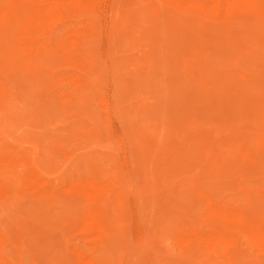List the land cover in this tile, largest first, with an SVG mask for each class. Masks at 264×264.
Instances as JSON below:
<instances>
[{
    "label": "rangeland",
    "instance_id": "1",
    "mask_svg": "<svg viewBox=\"0 0 264 264\" xmlns=\"http://www.w3.org/2000/svg\"><path fill=\"white\" fill-rule=\"evenodd\" d=\"M41 1L0 0V264H264V0Z\"/></svg>",
    "mask_w": 264,
    "mask_h": 264
},
{
    "label": "bare ground",
    "instance_id": "2",
    "mask_svg": "<svg viewBox=\"0 0 264 264\" xmlns=\"http://www.w3.org/2000/svg\"><path fill=\"white\" fill-rule=\"evenodd\" d=\"M68 1H69V0H68ZM143 1H144V0H143ZM215 1H216V0H215ZM232 1H234V0H232ZM240 1L242 2V0H240ZM250 1H252V2L254 3L256 0H250ZM44 2H45V0H44ZM44 2H43V3H44ZM46 2H49V0H48V1L46 0ZM46 2H45V3H46ZM50 2H51V1H50ZM99 2H100V1H99ZM152 2H153V1H152ZM179 2H180V0H179ZM195 2H196V1H195ZM195 2H194V3H195ZM245 2H246V0H245ZM248 2H249V1H248ZM248 2H247V4H248ZM262 2H263V1H262ZM39 3H42V1L40 2V0H39ZM39 3H37V4H39ZM190 3H191V2H190ZM198 3L200 4V2H198ZM213 3H214V2H213ZM228 3H229V2H228ZM228 3H225V4H228ZM233 3H234V2H233ZM253 3H251V5H252ZM260 3H261V2H260ZM73 4H74V3H73ZM82 4H83V2H82ZM117 4H118V3H117ZM210 4H211V3H210ZM223 4H224V3H223ZM234 4H235V3H234ZM238 4H239V3H238ZM243 4H244V3H243ZM53 5H54V4H53ZM84 5H85V4H84ZM192 5H193V4H192ZM196 5H197V4H196ZM200 5H202V4H200ZM214 5H215V4H214ZM229 5H230V4H229ZM236 5H237V4H236ZM251 5H250V4L248 5L249 8H250ZM255 5H257V4L255 3ZM74 6H75V5H74ZM87 6H88V5H87ZM197 6H198V5H197ZM203 6L205 7V4H203ZM215 6H216V5H215ZM231 6H233V4H232ZM231 6H229V7H231ZM239 6H240V5H239ZM239 6H237V7L239 8ZM245 6H246V5H245ZM252 6H253V5H252ZM37 7H38V6H37ZM39 7H40V6H39ZM48 7H49V6H48ZM118 7H119V6H118ZM152 7H153V6H152ZM200 7H201V6H200ZM200 7H199V10H200ZM206 7H207V6H206ZM216 7H217V6H216ZM223 7H224V6H223ZM234 7H235V6H234ZM254 7H255V6H254ZM256 7H257V6H256ZM54 8H55V7H54ZM196 8H197V7H196ZM209 8H210V6H209ZM209 8H208V10H209ZM226 8H227V7H226ZM244 8H245V7H244ZM252 8H253V7H252ZM252 8H251V10H252ZM258 8L260 9V7H258ZM51 9H52V8H51ZM56 9H57V8H56ZM201 9H203V8H201ZM215 9H216V8H215ZM231 9H232V8H231ZM253 9H254V8H253ZM262 9H263V8H262ZM205 10H206V9H205ZM212 10H213V9H212ZM218 10H219V9H218ZM229 10H230V9H229ZM232 10H233V9H232ZM239 10H240V9H239ZM241 10H242V9H241ZM246 10H247V9H246ZM255 10H257V9L255 8ZM13 11H14V10H13ZM45 11H46V10H45ZM47 11H48V10H47ZM156 11H157V9H156ZM202 11H203V10H202ZM223 11H225V10H223ZM230 11H231V10H230ZM237 11H238V10H237ZM260 11H263V10H260ZM74 12H75V11H74ZM209 12H210V11H209ZM209 12H206V11H205L206 14H208ZM225 12H226V11H225ZM225 12H223V13H225ZM227 12H228V11H227ZM247 12H248V10H247ZM50 13H51V12H50ZM115 13H116V11H115ZM162 13H163V12H162ZM215 13H216V12H215ZM232 13H233V12H232ZM254 13H255V12H254ZM260 13H261V12H260ZM2 14H3V13H2ZM45 14H47V13H45ZM203 14H204V13H203ZM206 14H204V15L207 16ZM217 14H218V13H217ZM220 14H221V13H220ZM220 14H219V15H220ZM243 14H244V13H243ZM0 15H1V14H0ZM48 15H49V13H48ZM48 15H47V16H48ZM72 15H73V14H72ZM163 15H164V14H163ZM226 15H227V14H225V18H226ZM228 15H229V14H228ZM34 16H35V15H34ZM36 16H37V15H36ZM43 16H44V15H43ZM45 16H46V15H45ZM49 16H50V15H49ZM53 16H54V15H53ZM67 16H68V15H67ZM222 16H223V15H222ZM3 17H4V16H3ZM41 17H42V16H41ZM50 17H51V16H50ZM213 17H214V16H213ZM243 17H244V16H243ZM257 17H258V16H257ZM53 18H54V17H53ZM116 18H117V17H116ZM195 18H196V17H195ZM227 18H228V16H227ZM45 19H46V18H45ZM50 19H52V18H50ZM50 19H47V21L50 20ZM57 19H58V18H57ZM233 19H234V18H233ZM71 20H72V19H71ZM193 20H194V19H193ZM219 20H220V19H219ZM219 20H217V21L219 22ZM234 20H236V19H234ZM252 20H253V19H252ZM52 21H53V20H52ZM223 21H224V20H223ZM250 21H251V20H250ZM250 21H249V22H250ZM49 22H50V21H49ZM189 22H190V21H189ZM36 23H37V22H36ZM77 23H78V22H77ZM229 23H230V22H229ZM37 25H38V24H37ZM72 25H73V24H72ZM179 25H180V24H179ZM213 25H214V24H213ZM47 26H48V24H47ZM49 26H50V25H49ZM75 26H76V25H75ZM92 26H93V25H92ZM151 26H153V25H151ZM181 26H182V25H181ZM214 26H215V25H214ZM226 26H227V25H226ZM239 26H240V25H239ZM250 26H251V25H250ZM216 27H217V26H216ZM78 28H79V27H78ZM48 29H49V28H48ZM148 29H149V28H148ZM112 30H114V29L112 28ZM164 30H165V29H164ZM195 31H196V30H195ZM169 32H170V31H169ZM210 32H211V31H210ZM110 33H111V32H110ZM112 33H114V31H113ZM82 34H83V33H82ZM158 34H159V33H158ZM158 34H157V35H158ZM191 34H192V33H191ZM78 35H80V34H78ZM137 35H138V34H137ZM163 35H165V34H163ZM169 35H170V34H169ZM194 35H195V34H194ZM153 36H154V35H153ZM158 36H159V35H158ZM158 36H157V37H158ZM261 36H262V35H261ZM80 37H81V35H80ZM146 37H148V36L146 35ZM121 38H122V37H121ZM162 38H164V37H162ZM147 39H148V38H147ZM9 43H10V42H9ZM185 45H186V44H185ZM143 47H144V46H143ZM144 49H145V48H144ZM13 51H14V50H13ZM210 52H211V51H210ZM86 53H87V52H86ZM86 53H85V54H86ZM173 54H174V53H173ZM170 55H171V54H170ZM174 55H175V54H174ZM180 55H181V54H180ZM43 56H44V55H43ZM171 56H172V55H171ZM176 57H177V56H176ZM179 57H180V56H179ZM10 58H11V57H10ZM208 58H209V57H208ZM144 59H145V58H144ZM144 59H143V60H144ZM148 60H149V59H148ZM80 61H81V60H80ZM21 62H22V61H21ZM132 62H133V61H132ZM135 62H136V61H135ZM78 63H79V62H78ZM133 64H134V63H133ZM137 66H138V64H137ZM166 67H167V66H166ZM176 68H177V67H176ZM176 68H175V69H176ZM30 69H31V68H30ZM254 70H255V69H254ZM51 71H52V70H51ZM178 71H179V70H178ZM178 71H177V72H178ZM143 72H144V71H143ZM254 72H255V71H254ZM171 73H172V72H171ZM235 73H237V71H236ZM173 74H174V73H173ZM180 77H181V76H180ZM60 81H61V80H60ZM152 82H153V81H152ZM238 85H239V84H238ZM58 87H59V86H58ZM170 87H171V86H170ZM48 88H49V87H48ZM260 90H261V89H260ZM164 94H165V93H164ZM46 97H47V96H46ZM190 97H191V96H190ZM4 98H5V97H4ZM70 98H71V97H70ZM228 102H229V101H228ZM14 103H15V102H14ZM14 103H13V104H14ZM102 103H103V102H102ZM13 104H12V105H13ZM8 105H9V104H8ZM209 112H210V111H209ZM130 114H131V113H130ZM161 116H162V115H161ZM96 122H97V121H96ZM170 125H172V124H170ZM188 126H189V125H188ZM152 130H153V129H152ZM81 135H82V134H81ZM86 135H87V134H86ZM162 135H163V134H162ZM100 138H101V137H99V139H100ZM138 140H139V139H138ZM166 140H167V139H166ZM83 141H84V140H83ZM84 143H85V142H84ZM100 143H101V142H100ZM94 144H96V143H94ZM94 144H93V145H94ZM190 145H191V144H190ZM217 149H218V148H217ZM133 150H134V149H133ZM158 152H159V151H158ZM145 153H146V152H145ZM155 154H156V153H155ZM141 155H142V153H141ZM203 155H204V154H203ZM144 157H145V156H144ZM200 157H201V156H200ZM99 158H100V157H99ZM153 158H154V157H153ZM159 158H160V157H159ZM202 158H203V157H202ZM213 160H214V159H213ZM214 162H215V161H214ZM28 165H29V164H28ZM198 167H199V166H198ZM235 169H236V168H235ZM235 169H234V170H235ZM259 169H260V168H259ZM186 172H187V171H186ZM138 173H139V172H138ZM171 174H172V173H171ZM186 174H187V173H186ZM244 174H245V173H244ZM219 177H220V176H219ZM29 178H30V177H29ZM31 179H32V178H31ZM28 180H29V179H28ZM43 180H44V179H43ZM43 180H42V181H43ZM34 181H35V180H34ZM42 181H41V182H42ZM25 183H26V182H25ZM26 184H27V183H26ZM38 185H40V183H38ZM66 186H67V185H66ZM89 186H91V185H89ZM236 186H237V185H236ZM91 187H92V186H91ZM210 187H211V186H210ZM32 188H33V187H32ZM69 188H70V187H69ZM233 188H234V187H233ZM235 188H236V187H235ZM49 189H50V187H49ZM72 189H73V188H72ZM34 190H35V189H34ZM52 190H53V189H52ZM263 190H264V189H263ZM21 191H22V190H21ZM69 191H71V189H70ZM69 191H68V192H69ZM64 192H66V191H64ZM83 194H84V193H83ZM85 194H86V193H85ZM90 194H91V193H90ZM4 195H5V194H4ZM93 196H94V195H93ZM108 196H109V195H108ZM234 196H235V195H234ZM68 197H70V196H68ZM87 197H88V196H87ZM236 197H237V196H236ZM234 198H235V197H234ZM237 198H238V197H237ZM237 198H236V199H237ZM246 198H247V197H246ZM86 199H87V198H86ZM101 199H102V198H101ZM110 199H111V198H110ZM242 199H243V198H241V200H242ZM41 200H42V199H41ZM216 200H218V199H216ZM237 200H238V199H237ZM1 201H2V200H1ZM39 201H40V200H39ZM211 201H212V200H211ZM239 201H240V200H239ZM89 202H90V201H89ZM209 203H210V202H209ZM0 204H1V203H0ZM239 204H240V203H239ZM207 205H208V204H207ZM105 206H106V205H105ZM238 206H240V205H238ZM84 207H85V206H84ZM99 207H100V206H99ZM206 207H207V206H206ZM208 209H209V208H208ZM225 210H226V209H225ZM113 213H114V212H113ZM213 216H214V215H213ZM222 216H223V215H222ZM225 216H226V215H225ZM35 217H36V216H35ZM83 217H84V216H83ZM231 217H232V216H231ZM236 217H237V216H236ZM87 218H88V216H87ZM93 219H94V216H93ZM248 220H249V219H248ZM89 222H90V221H89ZM91 222H92V221H91ZM95 222H97V225L100 226V222H101V218H100V216L97 215V217H96V219H95ZM87 223H88V222H87ZM88 224H89V223H88ZM165 224H167V223H165ZM229 225H231V226H228V227L226 228V230H228V229H229V230H232V229L238 228V225H236V226L233 225V224H229ZM68 226H69V225H68ZM220 226H221V225H220ZM66 227H67V226H66ZM97 227H98V226H97ZM97 227H96V228H97ZM122 227H123V226H122ZM240 227H242V226H240ZM244 227H248V229H251V228H252V230H253V228H256V227H253V226H245V225H244ZM244 227H243V228H244ZM170 229H171V228H170ZM173 229H174V228H173ZM239 229H240V228H239ZM256 229H257V228H256ZM256 229H255V230H256ZM259 229H260V228H259ZM99 230H100V229H98V231H99ZM209 230H210V229H209ZM237 230H238V229H237ZM252 230H249V231H251V233H252ZM261 230H262V229H260V231H261ZM94 231H95V230H94ZM164 231H165V230H164ZM215 231H216V230H215ZM218 231H219L220 235H222L223 233L226 232V231H225V228H221V227H220V229L217 230V232H218ZM220 231H221V232H220ZM234 231H235V230H234ZM238 231H239V230H238ZM243 231H245V230L243 229ZM249 231H248V232H249ZM256 232H258V231H256ZM167 233H168V232H167ZM170 233H171V232H170ZM226 233H229V234H230V231H227ZM234 233H235V232H234ZM253 233H254V231H253ZM258 233H259V232H258ZM231 234H232V232H231ZM244 234H245V233H244ZM246 234H247V233H246ZM246 234H245V235H246ZM248 234H249V233H248ZM248 234H247V235H248ZM2 235H3V234H2ZM107 235H108V234H107ZM253 235H254V234H253ZM255 235H256V234H255ZM7 236H8V235H7ZM97 236H98V235H97ZM260 236H262V234H261ZM13 237H14V236H13ZM177 237H178V236H177ZM193 237H194V236H193ZM224 237L226 238V236H224ZM253 237H254V236H253ZM255 237H256V236H255ZM89 238H91V237H89ZM188 238H189V237H188ZM196 238H197V237H196ZM198 238H199V237H198ZM210 238L212 239L213 237H210ZM244 238H245V237H244ZM244 238H243V239H244ZM250 238H251V237H250ZM262 238H263V237H262ZM14 239H15V237H14ZM161 239H162V238H161ZM163 239H164V238H163ZM208 239H209V238H208ZM208 239H206V241H209ZM211 239H210V240H211ZM218 239H219V238H215L214 241H215V242H216V241L220 242ZM222 239H223V238H222ZM84 240H85V239H84ZM89 240H90V239H89ZM196 240H197V239H195V241H196ZM202 240H204V237L200 238V241H201V242H203ZM224 240H225V239H224ZM228 240H230V239H228ZM239 240H240V239H239ZM241 240H242V239H241ZM241 240H240V241H241ZM14 241H15V240H14ZM206 241H205V242H206ZM212 241H213V240H212ZM212 241H211V242L209 241V242L212 243ZM225 241H226V240H225ZM245 241H246V240H245ZM249 241H250V240H249ZM253 241H255L254 238H253ZM5 242H6V241H5ZM167 242H168V241H167ZM201 242H200V243H201ZM205 242H204V243H205ZM228 242H230V241H228ZM261 242H262V241H261ZM91 243H92V241H91ZM181 243H182V242H181ZM210 243H209V244H210ZM222 243H223V242H222ZM251 243H252V242H251ZM251 243H250V244H251ZM3 244H5V243H3ZM177 244H179V243H177ZM207 244H208V243L206 242V246H212L214 243H213L212 245H207ZM224 244H225V242H224ZM231 244H232V242H231ZM254 244H255V243H254ZM140 245H141V244H140ZM222 245H223V244H222ZM228 245H229V244H228ZM244 245H245V244H244ZM259 245H261V244H259ZM262 245H263V244H262ZM21 246H22V245H21ZM179 246H180V245H179ZM246 246H247V245H246ZM90 247H91V246H90ZM261 247H262V246H261ZM261 247H260V248H261ZM183 248H184V247H183ZM256 248L258 249L257 246H256ZM224 249H225V248H224ZM262 249H263V248H262ZM79 250H80V249H79ZM153 250H154V249H153ZM215 250H216V248H215ZM179 251H180V250H179ZM187 251H188V250H187ZM218 251H219V250H218ZM262 251H263V250H262ZM257 252H258V251H257ZM76 254H77V253H76ZM258 254H259V253H258ZM110 255H111V254H110ZM213 256H214V255H213ZM253 256H254V255H253ZM255 256H256V255H255ZM201 257H202V256H201ZM249 257H250V256H249ZM241 259H242V258H241ZM205 260H206V259H205ZM208 261H209V260H208ZM225 261H226V260H225ZM226 262H227V261H226ZM241 262H242V261H241ZM263 262H264V261H263ZM89 263H90V262H89ZM211 263H212V262H211ZM82 264H83V262H82ZM85 264H86V263H85ZM91 264H94V263L91 262ZM199 264H200V263H199Z\"/></svg>",
    "mask_w": 264,
    "mask_h": 264
}]
</instances>
